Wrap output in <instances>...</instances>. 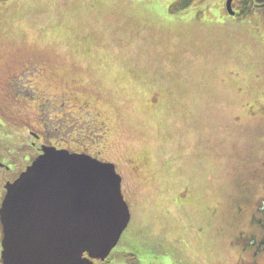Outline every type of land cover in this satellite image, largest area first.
<instances>
[{
	"label": "rangeland",
	"instance_id": "obj_1",
	"mask_svg": "<svg viewBox=\"0 0 264 264\" xmlns=\"http://www.w3.org/2000/svg\"><path fill=\"white\" fill-rule=\"evenodd\" d=\"M225 1L0 0V133L116 165L118 261L264 264V10Z\"/></svg>",
	"mask_w": 264,
	"mask_h": 264
},
{
	"label": "water",
	"instance_id": "obj_2",
	"mask_svg": "<svg viewBox=\"0 0 264 264\" xmlns=\"http://www.w3.org/2000/svg\"><path fill=\"white\" fill-rule=\"evenodd\" d=\"M43 152L7 186L0 213L10 264L106 259L131 220L116 165L52 146Z\"/></svg>",
	"mask_w": 264,
	"mask_h": 264
},
{
	"label": "flooded vegetation",
	"instance_id": "obj_3",
	"mask_svg": "<svg viewBox=\"0 0 264 264\" xmlns=\"http://www.w3.org/2000/svg\"><path fill=\"white\" fill-rule=\"evenodd\" d=\"M248 1L250 0H233L232 7L235 14H238V17L239 15L241 16V12L249 6L248 5L245 8V5L248 3ZM235 6L238 7L235 9ZM15 137L16 134L14 135L0 133V211L7 192V186L13 183L19 177L21 172L26 169L28 164H30L36 157L43 153V151L41 150L42 146H56L55 144L44 143L37 145L39 135L34 132H32L33 140L30 143H27L25 147L17 143ZM22 150L24 151V155L26 156V159H28L29 163L23 169L20 170L19 164L16 165V160L20 161L16 154L20 153ZM7 244L8 242L6 239V232L4 230V224L0 213V264H10L7 255ZM84 256L88 257L87 254H84ZM143 256L145 257V259H147V261H138L135 263L118 261L116 255L112 256V253L104 260H91L92 264H169L168 261H159L158 259H156L155 254L148 253L143 254Z\"/></svg>",
	"mask_w": 264,
	"mask_h": 264
},
{
	"label": "trees",
	"instance_id": "obj_4",
	"mask_svg": "<svg viewBox=\"0 0 264 264\" xmlns=\"http://www.w3.org/2000/svg\"><path fill=\"white\" fill-rule=\"evenodd\" d=\"M256 2H257V4H255ZM254 5H255V7H258V6L262 7L264 10V0H255ZM252 8H253V5L248 6V10H251ZM256 222L261 226V229L263 230V236H264V217H263V219L257 218ZM261 247L262 248L264 247V237H263V240L261 241ZM143 261H147V259H144Z\"/></svg>",
	"mask_w": 264,
	"mask_h": 264
}]
</instances>
